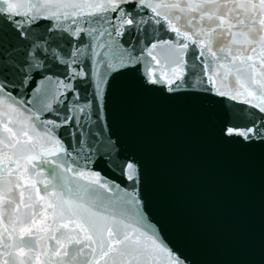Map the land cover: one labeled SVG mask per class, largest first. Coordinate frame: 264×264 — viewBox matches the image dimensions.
Segmentation results:
<instances>
[{"label": "snow or ice", "instance_id": "snow-or-ice-1", "mask_svg": "<svg viewBox=\"0 0 264 264\" xmlns=\"http://www.w3.org/2000/svg\"><path fill=\"white\" fill-rule=\"evenodd\" d=\"M45 21L43 30L36 31ZM114 21L119 22L118 26ZM162 22L175 36L170 41L153 43L148 55L152 56L156 48H168L172 53L171 78L167 72L163 78L153 73L147 78L149 83H166V91L171 94L189 87L204 92L215 88V95L231 100L244 96L243 103L264 113V0H0V105L4 106V131L8 134L5 148L15 149L21 143L8 126L14 115L28 113L26 120L38 121L43 132H36L32 151L37 145L40 151L34 155L30 152L13 158L15 152L12 156L4 152L5 172L7 177L21 173L14 185L18 189L29 167H36L37 157H55L56 168L64 166L63 173L50 169L56 183L34 181L31 187L39 194L41 189L36 185L42 184L44 196L40 199L50 197L40 206L42 214L51 209L53 223H57V217L68 220L46 237L50 243L42 245L43 237L36 233L46 232L50 226L34 229L38 215L35 211L29 226H21L19 234L15 226L18 218L14 221L10 216L13 226L5 225L0 232V264H188L187 257L172 247L140 211L138 190L121 191L105 201L88 185L63 182L66 174L73 172L84 179L82 169L95 163L89 144L90 122L93 115L97 121L101 119L106 76L139 63L133 50L124 47L116 37L133 31L147 32L149 28L156 31L157 25L164 26ZM101 48L106 51L96 61L94 57L100 55ZM86 56L94 66L103 64L105 72L85 65ZM207 56L217 63L206 62ZM152 59L155 61L156 57ZM233 75L235 90L217 87L219 78L224 88L231 89L229 78ZM74 81L91 82L93 101H83ZM29 95L31 98L25 99ZM45 113L49 118L42 120ZM62 128L69 130L76 146L56 138L54 133ZM35 129L33 123L32 130ZM222 134L236 142L264 143V117L259 124L252 121L242 130L226 126ZM32 140L28 136L25 143ZM123 167L127 178L138 182L136 164L129 162ZM93 184L111 190L109 182L102 181L99 174L89 180V185ZM10 185L11 180L6 179L3 207L7 211L15 205L12 210L18 212L23 200L11 198ZM112 186L119 188L114 182ZM74 189L85 195H73ZM20 195L23 197L22 192ZM70 224L74 227L70 228Z\"/></svg>", "mask_w": 264, "mask_h": 264}]
</instances>
